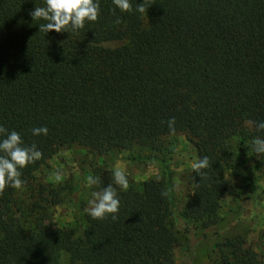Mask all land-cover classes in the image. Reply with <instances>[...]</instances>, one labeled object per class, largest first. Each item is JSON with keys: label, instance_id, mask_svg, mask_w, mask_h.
Returning <instances> with one entry per match:
<instances>
[{"label": "trees", "instance_id": "16d2710c", "mask_svg": "<svg viewBox=\"0 0 264 264\" xmlns=\"http://www.w3.org/2000/svg\"><path fill=\"white\" fill-rule=\"evenodd\" d=\"M98 2V21L45 34L39 25L47 21L29 15L45 0H0V125L43 154L20 169L21 189L0 195V264H176L179 232L213 226L223 201L237 196L229 174L248 154L264 167L252 148L264 131L248 123L264 122V0H150L143 14L136 11L143 0H130L131 13L113 0ZM44 126L47 136L32 134ZM177 134L210 161L203 178L192 171L181 217L170 164ZM74 145L157 163L160 176L127 177L123 191L115 168L93 166L90 175L101 182L87 186L88 200L112 184L120 207L115 221L91 220L88 200L71 203L77 185L36 176ZM165 190L169 197L161 196ZM64 203L74 215L58 228L52 221ZM210 262L264 264V256L242 236H229L215 243Z\"/></svg>", "mask_w": 264, "mask_h": 264}, {"label": "rangeland", "instance_id": "374dc122", "mask_svg": "<svg viewBox=\"0 0 264 264\" xmlns=\"http://www.w3.org/2000/svg\"><path fill=\"white\" fill-rule=\"evenodd\" d=\"M175 153L170 161L173 169L175 189L174 214L182 216V211L191 192L192 164L198 160L197 149L185 135L177 134ZM126 153L99 155L74 145L62 148L51 160L37 172L39 181H56L55 173L61 172L62 178L56 182L71 181L78 190L71 196V203H84L87 177L95 165L109 163L115 169L125 172L128 178L142 181L160 176V166L146 160L128 159ZM237 181V196H228L222 204L219 219L209 228L199 227L197 231L179 232L180 244L175 249L176 264H211L210 253L218 241L229 236H242L247 245L255 248L264 256V167L256 164L255 158L248 154L244 167L231 172L228 176ZM249 179L253 184H249ZM88 204V203H87ZM73 209L68 203L56 208L52 223L62 228L73 219ZM177 230L183 231L184 222L180 219Z\"/></svg>", "mask_w": 264, "mask_h": 264}, {"label": "clouds", "instance_id": "9594fccd", "mask_svg": "<svg viewBox=\"0 0 264 264\" xmlns=\"http://www.w3.org/2000/svg\"><path fill=\"white\" fill-rule=\"evenodd\" d=\"M45 7H35L29 15L33 20H44L47 23L39 25V31L45 34L50 31L56 33L72 32L76 33L85 27L86 22L98 21L100 15V5L98 0H45ZM113 4L121 12L131 13L133 11L130 0H113ZM150 0H143V3L137 4L136 11L143 14L152 5ZM115 15L116 9H112ZM121 19L117 17L115 23L119 24ZM175 118L167 121L171 134H175ZM250 125H255L258 132L264 131V122L248 121ZM49 129L44 127H36L32 129L34 136H47ZM0 136L4 138L0 140V195H2L6 187L13 189H21L24 181L21 180V171L29 164L42 158V152L37 150L35 143L31 146H25L20 134L15 130L9 132L5 127L0 125ZM252 148L257 156L264 155V138L259 136L253 138ZM210 167L208 156L199 158L192 164V169L201 178L206 173L202 170ZM114 182L121 190L129 189V181L125 172L116 169L113 171ZM62 178L61 172L55 173L56 181ZM100 177L88 176L87 184L89 187L100 184ZM162 197H169L170 192L165 190L161 192ZM120 200L117 196V190L112 184L103 187L99 191L91 192V198L88 200V207L85 209L91 220L104 221L111 217L113 221L118 219Z\"/></svg>", "mask_w": 264, "mask_h": 264}]
</instances>
